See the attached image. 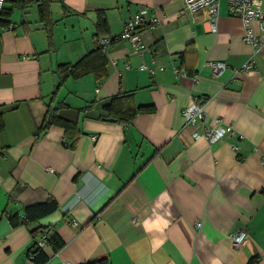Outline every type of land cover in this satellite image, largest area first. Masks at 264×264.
I'll use <instances>...</instances> for the list:
<instances>
[{
	"label": "crops",
	"instance_id": "1",
	"mask_svg": "<svg viewBox=\"0 0 264 264\" xmlns=\"http://www.w3.org/2000/svg\"><path fill=\"white\" fill-rule=\"evenodd\" d=\"M259 6L264 12V0ZM49 8L50 23L35 4L32 23L0 28V264H35L37 228L63 242L58 251L45 243L44 264H264V45L253 69L234 74L252 47L224 1L216 32L204 12L182 13V0H52ZM142 10L160 22L140 29L149 50L135 53L118 36ZM98 15L114 38L105 78L58 86L57 66L97 47ZM211 61L226 70L214 76ZM116 95L153 110L127 125L111 121L105 106ZM199 98L203 126L233 127L213 145L192 138L199 124L183 125L182 110ZM49 108L68 125H47ZM235 229L246 231L238 249L228 236Z\"/></svg>",
	"mask_w": 264,
	"mask_h": 264
},
{
	"label": "built area",
	"instance_id": "2",
	"mask_svg": "<svg viewBox=\"0 0 264 264\" xmlns=\"http://www.w3.org/2000/svg\"><path fill=\"white\" fill-rule=\"evenodd\" d=\"M183 12L188 14H197L204 12L206 16V23L209 27V31L216 32L217 19L219 15L220 3L226 2L229 13L240 19L243 26L242 39L244 42L252 47V53L247 61L239 69H234V74L239 72H247L255 66V55L259 51L262 45H264V12H262L259 6V0H182ZM5 4V0H0V11ZM146 12L144 10L129 17L124 25L123 30L119 34L118 39L128 41L135 53H141L144 50H149L145 47L140 39V29L147 27L148 29L155 28L160 19L157 16H149L146 20ZM114 40L112 37H99L97 43L105 50ZM207 65L210 67L214 76H218L226 70L227 65L221 61H211ZM139 68L147 69L150 73H154L152 68H146L141 65ZM206 102V98H199L194 100L188 106L182 110L183 125L195 126L199 124L202 129L201 132L195 131L192 133L193 139L200 137L204 138L209 145H213L218 140L222 139L227 134L233 133V127L231 124H220L215 121L212 126L205 127L202 125L203 121V108ZM232 150H236L237 146L232 144ZM72 225L75 226L76 222L72 221ZM196 225H199L196 224ZM234 248H240L246 240V231L243 229H235L228 235ZM47 240V235L38 233L35 243L36 247L43 248ZM33 257V253H28V259ZM62 264H72L70 262H63Z\"/></svg>",
	"mask_w": 264,
	"mask_h": 264
},
{
	"label": "trees",
	"instance_id": "3",
	"mask_svg": "<svg viewBox=\"0 0 264 264\" xmlns=\"http://www.w3.org/2000/svg\"><path fill=\"white\" fill-rule=\"evenodd\" d=\"M51 1L52 0H5V4L0 11V28L7 29L11 25V18L15 7L23 9L26 8L30 3H35L37 5V11L40 19L50 23V20H46L45 17H51V11L49 8V3ZM96 29V39L103 37L108 33V26L103 16L99 17L98 15ZM105 66L106 56L104 54V50L97 43V47L94 50L81 57L76 63L57 66V72L59 74L58 86L62 85V83L68 78L78 79L86 75H93L97 81L102 80L106 76ZM128 96L129 95H116L112 97L109 103L105 106L108 116L123 125L129 124L137 112L153 110L152 106L134 107L130 105L126 101ZM45 122L47 125L54 123H60L63 126L68 125L55 114V109L52 108L48 109L45 116ZM1 127L2 123H0V128ZM11 220L13 225L18 223L12 217ZM38 233L47 235L46 244L52 246L54 251H58L63 246V242L57 236L56 232L50 230L49 228H37L33 231L34 242L32 243L28 253H33L31 261H33L35 264H44L47 261V256L44 254L42 248L35 246ZM85 264H109V261L107 258H101L87 262Z\"/></svg>",
	"mask_w": 264,
	"mask_h": 264
},
{
	"label": "rangeland",
	"instance_id": "4",
	"mask_svg": "<svg viewBox=\"0 0 264 264\" xmlns=\"http://www.w3.org/2000/svg\"><path fill=\"white\" fill-rule=\"evenodd\" d=\"M8 7V6H7ZM36 17L35 15V4L30 3L24 10L21 8H14L13 14H12V21L16 24L19 25L21 21L24 20H29L32 23V19Z\"/></svg>",
	"mask_w": 264,
	"mask_h": 264
},
{
	"label": "water",
	"instance_id": "5",
	"mask_svg": "<svg viewBox=\"0 0 264 264\" xmlns=\"http://www.w3.org/2000/svg\"><path fill=\"white\" fill-rule=\"evenodd\" d=\"M109 120H111V121H114L115 119H113V118H110Z\"/></svg>",
	"mask_w": 264,
	"mask_h": 264
}]
</instances>
